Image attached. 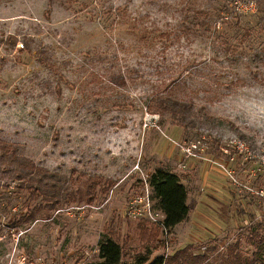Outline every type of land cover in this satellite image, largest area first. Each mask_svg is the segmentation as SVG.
I'll return each instance as SVG.
<instances>
[{"label": "rangeland", "instance_id": "rangeland-1", "mask_svg": "<svg viewBox=\"0 0 264 264\" xmlns=\"http://www.w3.org/2000/svg\"><path fill=\"white\" fill-rule=\"evenodd\" d=\"M229 6L251 14L264 0H0V140L72 180L71 203L18 226L9 216L36 203L0 181V264H96L103 233L132 234L129 202L153 205L157 167L188 190L170 253L188 246L185 264L252 260L251 235L264 244V56L242 48L258 50L264 23L245 15L214 28ZM167 95L189 104L177 119L152 109ZM158 239L151 257L165 251ZM141 244H123V263Z\"/></svg>", "mask_w": 264, "mask_h": 264}, {"label": "trees", "instance_id": "trees-1", "mask_svg": "<svg viewBox=\"0 0 264 264\" xmlns=\"http://www.w3.org/2000/svg\"><path fill=\"white\" fill-rule=\"evenodd\" d=\"M223 9L219 16L220 22L215 20L213 22L214 28L220 27V24L226 23L229 27H232L231 19H237L239 23L240 18L245 15H257L264 23V10L257 8L254 13L242 14L236 11L230 12ZM205 15L207 12H202ZM261 14V16H260ZM263 18V19H262ZM237 23L235 25H237ZM201 25L210 29L208 23H201ZM264 26V25H263ZM261 29H254L256 34H262L264 36V27ZM217 28L215 31H217ZM236 34L235 36H237ZM222 36V35H221ZM220 36V37H221ZM248 36H253L251 27L246 28L242 33V39ZM261 36V35H260ZM260 38L258 47L254 49L252 46H243L242 51L254 52L256 56H264V38ZM258 39V35L255 41ZM9 42L14 45L16 43L15 36L8 37ZM229 39H224L226 48H230ZM233 48L235 46H232ZM238 47L236 46L234 50ZM187 104L185 101L179 100L175 96L167 95L156 97L152 109L163 113L170 112L174 119L184 110H187ZM151 109V108H150ZM177 115V116H176ZM177 119V118H176ZM3 182V186L9 188L13 185L20 191H24L27 194L24 204L26 207L35 202L32 208H26V211L22 214H11L9 220L12 225L18 226L26 222L35 221L38 218L50 219L52 217V211H57L64 208L66 205L72 202V190H70V184L72 180L63 175H59L54 172H50L45 168L36 165L32 160L24 157L19 153L18 145L0 140V181ZM148 186L150 188V199L153 201L152 208L162 214V223L170 232L176 225L186 220L189 216L190 208L187 204L188 190L182 183L181 178L175 172L164 168L157 167L148 174L147 179ZM92 196L87 200L90 202ZM44 210V216L39 217L38 214ZM137 224L132 229L130 236L123 237L122 243L115 237H111L108 234L103 233L97 243V256L99 260L96 264H125L123 263V244L131 243L134 240H139L141 246L144 247L143 252H137L133 256V262L131 264H185L188 258L187 247L177 249L169 253L165 258L163 254H157L151 257L153 250L157 248L155 243L159 241L158 236L161 233V227L145 218H139L136 220ZM252 242L255 245V251L252 253V260L246 264H253L254 260L261 261L262 252L264 251V244L259 234L251 235ZM155 242V243H154Z\"/></svg>", "mask_w": 264, "mask_h": 264}, {"label": "built area", "instance_id": "built-area-1", "mask_svg": "<svg viewBox=\"0 0 264 264\" xmlns=\"http://www.w3.org/2000/svg\"><path fill=\"white\" fill-rule=\"evenodd\" d=\"M252 5V4H250ZM237 11L241 13H247L248 10H243L237 8ZM127 216L131 220H137L139 218H145L150 220L151 222L157 223L161 227V235L165 246V251L163 253L164 258L170 253L169 251V238H168V229L162 223V214L155 211L152 208V205L149 202V199L142 200L140 197L134 199L133 201L129 202L127 208ZM61 264H66V262H62ZM73 264H81L80 262H76Z\"/></svg>", "mask_w": 264, "mask_h": 264}, {"label": "crops", "instance_id": "crops-1", "mask_svg": "<svg viewBox=\"0 0 264 264\" xmlns=\"http://www.w3.org/2000/svg\"><path fill=\"white\" fill-rule=\"evenodd\" d=\"M182 222H183V221H182ZM182 222H181V223H182ZM178 225H179V224H178Z\"/></svg>", "mask_w": 264, "mask_h": 264}]
</instances>
